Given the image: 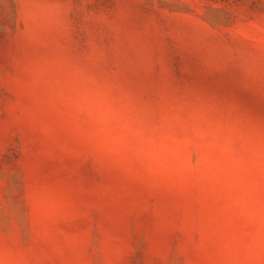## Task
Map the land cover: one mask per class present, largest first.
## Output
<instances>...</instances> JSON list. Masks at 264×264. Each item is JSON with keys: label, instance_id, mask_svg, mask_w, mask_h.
<instances>
[{"label": "rangeland", "instance_id": "rangeland-1", "mask_svg": "<svg viewBox=\"0 0 264 264\" xmlns=\"http://www.w3.org/2000/svg\"><path fill=\"white\" fill-rule=\"evenodd\" d=\"M0 264H264V0H0Z\"/></svg>", "mask_w": 264, "mask_h": 264}]
</instances>
